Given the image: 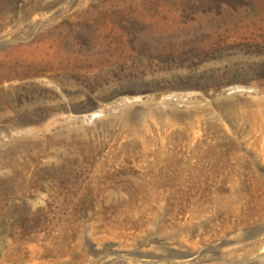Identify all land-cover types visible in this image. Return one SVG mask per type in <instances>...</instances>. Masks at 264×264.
I'll return each mask as SVG.
<instances>
[{
    "label": "rangeland",
    "instance_id": "1",
    "mask_svg": "<svg viewBox=\"0 0 264 264\" xmlns=\"http://www.w3.org/2000/svg\"><path fill=\"white\" fill-rule=\"evenodd\" d=\"M0 73V264H264V0H0Z\"/></svg>",
    "mask_w": 264,
    "mask_h": 264
},
{
    "label": "bare ground",
    "instance_id": "2",
    "mask_svg": "<svg viewBox=\"0 0 264 264\" xmlns=\"http://www.w3.org/2000/svg\"><path fill=\"white\" fill-rule=\"evenodd\" d=\"M2 70V69H1ZM9 70V69H8ZM11 70V69H10ZM5 72V71H4ZM12 72V71H11ZM10 72V73H11ZM2 73H3V71H2ZM0 75H1V73H0ZM5 75V74H4ZM13 75H14V72H13ZM2 76V75H1ZM7 76V75H6ZM9 76V75H8ZM16 76V75H15ZM10 77V76H9ZM9 77H7V78H9ZM1 80V79H0Z\"/></svg>",
    "mask_w": 264,
    "mask_h": 264
}]
</instances>
